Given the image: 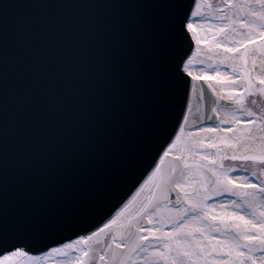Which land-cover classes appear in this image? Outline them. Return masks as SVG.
<instances>
[{
	"label": "snow or ice",
	"instance_id": "snow-or-ice-1",
	"mask_svg": "<svg viewBox=\"0 0 264 264\" xmlns=\"http://www.w3.org/2000/svg\"><path fill=\"white\" fill-rule=\"evenodd\" d=\"M44 7L144 11L132 22L9 24L16 8ZM189 36L203 43L195 72ZM185 77L199 87L197 113L190 100L178 110ZM141 165L130 198L102 211ZM67 231L76 238L55 241ZM53 254L264 264V0L0 5V264Z\"/></svg>",
	"mask_w": 264,
	"mask_h": 264
},
{
	"label": "water",
	"instance_id": "water-1",
	"mask_svg": "<svg viewBox=\"0 0 264 264\" xmlns=\"http://www.w3.org/2000/svg\"><path fill=\"white\" fill-rule=\"evenodd\" d=\"M154 0H0V5L5 3L16 4V5H118V4H127V5H141L152 3ZM186 5L191 8L194 7L195 0H185ZM143 9L129 7L127 9L120 8H16L13 10V15L9 17L10 25H19L21 23L30 22L33 18H37L41 24L51 22L56 20L57 22L61 20H71L74 18L86 19L90 21H107L113 19H120L125 22H132L137 19L143 13ZM187 55L189 56L193 49V42L189 36V40L186 43ZM18 47L17 43H10V54L16 50ZM11 79V78H10ZM188 81V86L185 90V98L182 100L179 105L180 111L187 110L188 102L191 101L192 113H197L198 107H201L199 101V87L196 91H193L191 84L193 83L189 77H185ZM205 91L207 90V85L203 81L200 82ZM221 103H226L222 101ZM206 110V106L204 109ZM178 119L177 115H173L172 120L169 124L170 129L176 127V120ZM190 122L194 123L196 127L199 126L198 114L192 116L190 114ZM144 170V165H141L137 171L129 177L120 187V189L113 194L115 199H112L108 205L101 203L99 205L102 211L108 213L109 209H112L117 205V202L121 198H129L130 195L135 191L139 186V183H142L141 174ZM146 178V176L144 177ZM126 201V199H125ZM120 204L119 206H121ZM118 207L116 208V210ZM114 213V212H113ZM112 213V214H113ZM97 219H99L97 217ZM76 238L73 231H67L59 234L55 237L56 242H70L72 239Z\"/></svg>",
	"mask_w": 264,
	"mask_h": 264
},
{
	"label": "rangeland",
	"instance_id": "rangeland-1",
	"mask_svg": "<svg viewBox=\"0 0 264 264\" xmlns=\"http://www.w3.org/2000/svg\"><path fill=\"white\" fill-rule=\"evenodd\" d=\"M198 31H199V29H198ZM201 35H203V33H201ZM193 43H194V48H193V51H192L190 56H192L193 53L197 54L193 58V64L191 65V70L195 72V71H199V70L203 69L205 67V65L199 62L200 60L203 59V56L201 55V52H200V49L203 48V43L199 47L196 45L195 41H193ZM224 166L226 168H230L233 166H235V167H242V166L248 167L249 171H248V173H246L248 175H250L251 172L253 171L251 166L246 165V164L242 165L241 162H239V161L234 162L231 160H226V161H224ZM259 171H260V169H256L258 178H259ZM66 259H67L66 257H62V256H58L57 254H53V256L48 259L47 264H63Z\"/></svg>",
	"mask_w": 264,
	"mask_h": 264
},
{
	"label": "bare ground",
	"instance_id": "bare-ground-1",
	"mask_svg": "<svg viewBox=\"0 0 264 264\" xmlns=\"http://www.w3.org/2000/svg\"><path fill=\"white\" fill-rule=\"evenodd\" d=\"M64 264V263H63Z\"/></svg>",
	"mask_w": 264,
	"mask_h": 264
}]
</instances>
